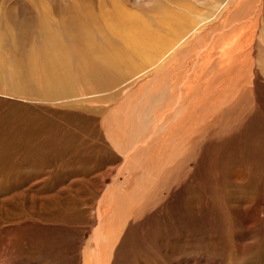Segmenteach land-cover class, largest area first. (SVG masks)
I'll return each mask as SVG.
<instances>
[{"label": "rangeland", "instance_id": "rangeland-1", "mask_svg": "<svg viewBox=\"0 0 264 264\" xmlns=\"http://www.w3.org/2000/svg\"><path fill=\"white\" fill-rule=\"evenodd\" d=\"M167 11L190 23L159 70L98 86L71 56L119 48L81 16ZM0 28V264H264V0H0Z\"/></svg>", "mask_w": 264, "mask_h": 264}, {"label": "bare ground", "instance_id": "bare-ground-1", "mask_svg": "<svg viewBox=\"0 0 264 264\" xmlns=\"http://www.w3.org/2000/svg\"><path fill=\"white\" fill-rule=\"evenodd\" d=\"M83 17L85 18L84 21L79 19V18H82V16H81V17L75 19L74 23L72 21V24H75L79 21L80 22L82 21V23L88 22V21L89 22L93 21V23L96 22L95 24H97V25H103L102 29H100V30L102 31V33H101L102 36H105L104 39H108V38L112 39V40L114 39L119 44L118 45L119 48L112 51V49H111L112 47L109 46V48H110V50L108 51L109 53L108 52L104 53V52H102L103 50L98 49L99 47H98L97 43L93 42L94 40L92 41V39H86L88 36H91L89 34V32H85V34L87 36L81 35L82 39L80 38V36L77 35V33H74L71 36H69L70 38L67 40L68 42H69V40L74 41V40H80L81 39V41L80 42L78 41V42H79V44L81 43L82 45L79 46L76 43V45H78L77 47H79V48L77 51L71 50V56H73V57H75V56L79 57V55L81 57L83 56L82 57L83 64L81 67H83L86 70H89V72L90 71L100 72L101 76H98V77H94V75L89 73L90 80L92 79L93 83H95L98 86H106V85L107 86H113V85H115V83L116 84L119 83L118 79H117V82H115V80H113L114 77L116 76V74H118L120 72H124V69L129 70L132 74V72L138 67L139 63H148V62L150 63L153 61V59H156L157 57H160L158 60V63L157 64L154 63L156 65H152L151 69L153 68L154 70H159L162 66H164L165 63L168 62V60L170 59V56H174V54H175V52H177L178 48H181L183 45H185L187 43L186 40H184L185 42H183L181 44H179V41H174L175 38L178 37L177 35L180 36V34L181 35L184 34L183 33L184 29L186 28V26H188V23H190L189 22L190 20H188L189 18H186V15H184V14L180 15L179 12H178V14H176V13H171V12L167 11V12L163 13L161 15V17L158 19L157 25L159 26V29H162V31L165 30L167 33L169 32V34H168L169 36L166 35L165 32H164L165 34H163L159 30H154L153 28H151L148 24H146L145 21H143L141 19V16L140 17L137 16L136 13H132V14H130V16H127L125 13H119V14H117V17H120V19L118 18L119 21H117V20L113 21L109 17H105L102 20H100L101 18L94 16L93 14H88V15L83 16ZM112 17H113V15H112ZM43 22L49 23V19L43 18ZM69 22L70 21H68V19H67V24ZM64 23H65V21H64ZM69 24H71V23H69ZM13 26H15V25H13ZM96 28H97V26H96ZM0 29H2V28H0ZM17 29L21 33V26L20 25L17 26ZM190 31H191V29H190ZM92 32H93V30H92ZM64 34H65V32H64ZM185 34H186V32H185ZM42 35H44V34H42ZM186 35H183V36H186ZM51 36L57 38V40L59 37V39L61 38L63 41L62 33H60L59 30L56 31L55 33H53L52 35H49V37H51ZM47 38H48V36H47ZM64 38L66 41V38H68V37H64ZM21 39H23V38L21 37ZM21 39H20V42H22ZM50 39H52V38H49V40ZM61 39H60V42H61ZM181 39H179V40H181ZM16 40L18 41L17 37H16ZM24 41H25V39H23V42ZM53 42H54V44L57 43V42L55 43L54 40H53ZM176 42H178V43H176ZM51 43H50V45H51ZM58 44H59L58 45V47H59L60 45H62V42H61V44L58 42ZM67 45H68V43H67ZM67 45L63 46V48L64 47L66 48ZM45 47H47L46 44H45ZM58 47L56 44V45H54V47L52 46V49L49 47V48H47L48 50L47 49L46 50L49 53L52 50L51 51L52 54H62V52H59ZM231 48L227 52L231 51L232 50ZM49 49H50V51H49ZM72 49H73V46H72ZM227 52H225V53H227ZM96 54L98 55V57ZM66 59L64 58L62 61H54L51 57H49L48 60H50L53 65H51V64L49 65V62H48V65L51 68L48 70V72H53V73L65 72L66 74L69 73L68 76H70V72H72L74 70L75 65L73 64V58L69 59L68 62H70V63L67 62V65H66V63H64V60H66ZM161 61H162V63H161ZM75 62H76V60H75ZM137 62H138V64H137ZM150 64H152V63H150ZM48 65H45V67L48 68L49 67ZM19 66H20V68H23V69H21L23 71L25 67L24 66L21 67L20 64H19ZM116 69H118V71ZM136 71H138V70H136ZM108 72H111V74H113V75H111L113 77V79H111L112 81H110V82H109L108 78L104 77L106 75V73H108ZM125 72H126V70H125ZM150 72L151 71L149 70L146 74H149ZM143 73L145 74V72H141V74H139L138 76L142 75ZM101 77L103 79L105 78L102 82L100 79ZM1 81H3V83L5 85L8 84V82H6V81L4 82V78H0V83H2ZM60 82L58 81V84ZM62 84H64V83H62ZM62 84H60V85H62ZM11 85H12L11 89L16 91L17 88L15 87V84L11 83ZM65 87H66V85H65ZM25 88L17 89V90L20 91V93L25 96V94L26 95L28 94V93L22 92ZM61 89H63V87ZM61 89H59V90H61ZM10 93H11V90H10ZM63 95H64V93H63ZM34 97H36V96L34 95ZM51 98H54V97H51ZM47 100L49 101V99H47ZM103 238H104L103 234L101 232H99L96 236L97 247H98L99 243H101L104 240Z\"/></svg>", "mask_w": 264, "mask_h": 264}, {"label": "crops", "instance_id": "crops-1", "mask_svg": "<svg viewBox=\"0 0 264 264\" xmlns=\"http://www.w3.org/2000/svg\"><path fill=\"white\" fill-rule=\"evenodd\" d=\"M5 20H6V18H5ZM6 23H10V21H6ZM11 23H13V22H11ZM9 30V32L7 31L6 33H4L3 35H2V37H1V40L3 41V40H5L4 38L5 37H10V38H12V39H14L15 40V42H18L17 40H16V37L18 38V40H20L21 39V33H20V31L17 29V31L15 30V29H8ZM0 32H2V30H0ZM2 34V33H1ZM12 42H14V41H12ZM14 42V43H15ZM17 44V43H16ZM15 49V48H14ZM0 50H1V47H0ZM2 52H4V50H3V48H2ZM59 52H61V50H59ZM60 55V56H59ZM3 56H4V53H3ZM54 61H62L63 59H64V55H62V54H53V57H51ZM19 66V65H18ZM14 68V67H13ZM19 68H20V66H19ZM120 73H122V72H120ZM68 74L69 73H67L66 75L68 76ZM74 74V73H73ZM51 75H55V76H59V75H61V72L60 73H53V72H51L50 73V76ZM92 75H94V73H92ZM118 75V76H117ZM1 76V75H0ZM119 78V73L118 74H116V76L114 77V79L113 80H115V82H117V79ZM119 80V79H118ZM121 84V83H120ZM120 84H116L115 83V85H120Z\"/></svg>", "mask_w": 264, "mask_h": 264}]
</instances>
